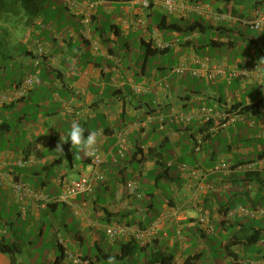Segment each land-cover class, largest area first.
<instances>
[{"label":"crops","instance_id":"0c3cea01","mask_svg":"<svg viewBox=\"0 0 264 264\" xmlns=\"http://www.w3.org/2000/svg\"><path fill=\"white\" fill-rule=\"evenodd\" d=\"M68 1L61 0L60 15L51 10L26 26L22 41L27 46L21 57L7 56L23 78L0 93H10L26 76H33L34 82L25 97L0 105V163L33 158L31 165L8 164L3 171L27 188L55 197L62 182L90 173L85 152L81 151V162L76 164L67 142V132L75 122L85 129V136L97 132L96 152L103 160L100 171L105 181L93 194L78 195L69 204L44 206L27 198L25 218L20 217L10 190L0 187V240L16 243L14 223L18 220L26 237L34 233L36 242H41L43 219L52 213L55 220L46 239L56 240L60 256L53 250L45 259L47 264H72L64 254L69 249L62 232L78 247L88 243L96 251L92 257L72 252L80 257L79 264H106L109 257H115L116 264H146L159 251L172 256L171 264H204L212 254L211 244L205 241L215 237L219 228L225 264H264V30L249 27L253 13L264 12V0H184L188 9L182 15L144 11L135 0H70L72 7ZM88 3L94 6L91 11ZM86 14H90L89 23H85ZM162 21L182 28L198 22L233 33L228 40L214 30L186 36L159 32ZM239 26L254 34L249 36ZM152 38L168 47L155 49ZM210 41L216 44L207 45ZM210 47L239 51L243 56L231 58L229 54L216 60L200 56ZM171 52L176 56L171 66L154 59ZM243 61L259 79L251 75L230 82L206 78L216 63L242 71ZM178 67L183 68L182 74L174 71ZM6 68L2 64L0 72ZM193 70L200 75L192 77ZM203 107L210 112L208 121L199 115ZM11 123L22 128L21 135L26 134L23 142L14 141L16 145H12ZM243 130L247 131L244 139ZM121 131L128 141L124 158L118 156L116 147L115 137ZM199 138L201 144L195 149ZM61 143L63 153L56 151ZM158 163L167 169L165 179L159 177ZM250 163L256 165L252 173H209L201 183L188 181L180 168L208 173L217 164ZM159 182L169 188L168 198L160 197ZM199 183L212 185L216 191H197ZM241 208L252 214L240 213ZM66 213L76 228L69 227ZM151 213L154 218L147 222ZM156 220L158 231L144 247L136 245L137 251L128 259L120 258V243L126 242L106 238L107 227L145 229ZM241 226L262 232L259 241L248 245L236 239L235 245L226 247ZM240 232V237L246 234ZM15 263L20 264L18 255ZM0 264H10L9 257L0 253Z\"/></svg>","mask_w":264,"mask_h":264},{"label":"built area","instance_id":"2783aa9c","mask_svg":"<svg viewBox=\"0 0 264 264\" xmlns=\"http://www.w3.org/2000/svg\"><path fill=\"white\" fill-rule=\"evenodd\" d=\"M68 1V0H67ZM135 2L140 6L144 11H149L152 9H157L168 15H182L187 11L188 7L185 4L184 0H135ZM67 4L72 7L70 0ZM93 4L88 3L87 9L91 11L93 9ZM90 14H86L85 23H89ZM143 23V22H141ZM249 27L253 30H264V12L257 10L253 13V18L249 23ZM154 34V33H153ZM153 45L155 49L164 50L168 47L167 44L162 42L155 41V38H152ZM155 41V43H154ZM41 50H38V53H41ZM246 61H243L244 70L239 71L236 66L228 68L225 64L216 63L210 68V72L206 75L208 80H215L216 78H224L227 82H230L234 79L248 78L251 76L259 79L260 75L251 74L250 66H247ZM38 64L36 61L35 65ZM174 71L178 74H182L183 68H175ZM200 72L198 70L191 71L192 77H198ZM33 76H26L10 93H0V105L11 103L17 101L26 96L29 90L33 86ZM209 111L206 108H201L199 115L202 116L203 120L208 121L210 118ZM230 122H233V118H229ZM226 122H228L226 120ZM222 126V124H221ZM116 147L117 154L120 158H124L128 150V141L124 131L118 132L116 134ZM201 139L199 138L195 149H198L201 144ZM85 162L89 167V175L81 176L76 180H67L62 182L61 192L55 197H47L37 193L34 190L27 188L24 184L15 181L10 173L4 172L3 167L11 164L13 166L24 168L25 166L31 165L34 163V159L31 157L25 159H18L14 161H2L0 163V187H6L10 190L12 197L18 205L19 215L22 218H25L27 213V206L25 200L27 198L33 199L34 201L40 202L42 205L48 204H69L70 200L78 195L89 196L93 194L95 188L105 181L104 174L100 171L103 164L102 157L99 153L96 152L95 156H88L85 153ZM227 164H217L211 171L202 172L196 168L188 169L185 166L181 167V171L187 174L188 181L198 180L202 182V178H205L209 173H230V172H245L252 173L255 170V164H241L237 165L235 168ZM197 185V191L208 190L216 191L212 185ZM132 185L128 184L127 188L131 189ZM240 213L245 215L252 214L251 212L245 210L244 208L240 209ZM160 222L158 220L154 221L150 226L145 229L138 228L136 226L129 225H113L107 227L106 229V238L110 242L120 241V242H130L133 241L140 247H144L147 244V241L158 231ZM207 233L212 234L213 230L211 227L207 228ZM65 257L72 264L82 263L80 257L74 256L68 250L64 252Z\"/></svg>","mask_w":264,"mask_h":264},{"label":"rangeland","instance_id":"374dc122","mask_svg":"<svg viewBox=\"0 0 264 264\" xmlns=\"http://www.w3.org/2000/svg\"><path fill=\"white\" fill-rule=\"evenodd\" d=\"M207 4H209L213 8L216 7L215 3L209 2ZM51 10L53 11L55 15L57 16L60 15L59 13H62L61 0H49L48 7L42 12V17H45L47 13L51 12ZM27 18H28L27 16L24 18L23 16H21L17 18L12 17L11 19H7V20L6 19L0 20V39H3L4 42L6 43V45L3 47V50L0 53V66L4 64V66L7 67L5 72H0V90H4L5 88L10 87L16 80L23 78L20 72V68L17 65L9 62V60L7 59V56L8 54H12L14 56L21 57L20 55L25 51V48L27 46L26 44L27 41L24 40L23 42L22 40L24 39L23 36L26 30L24 23L27 21ZM45 23H47V20L45 21ZM239 27L244 32H246L249 36L254 34L253 32L249 31L248 29H245L242 26H239ZM138 47L140 46H136L137 50H138ZM199 54L202 57H208L214 60L219 59V58L221 59L223 55L226 57L229 54L231 55V58H235V57L241 58V56H243L241 53H239V51L230 52L226 48L215 49L211 47L205 49ZM154 59L157 62H162V61H164L165 63L167 62V64L171 66L172 60L176 61V56L171 52L167 56H163V57L158 56V57H155ZM11 129H12L11 137L13 138V141H12L13 144L12 143L11 144L16 145L14 141L23 142L26 134L24 133L23 135H21L22 128L17 123H11ZM233 135H236V134H233ZM241 136H242V139L246 138L247 131L246 132L244 131L241 134ZM235 140L236 138H234V141ZM73 152L75 156L74 162L76 164H79L81 162V158L79 157L81 155V150H79L76 147H73ZM133 166L135 168L137 167L136 165H133ZM174 172H175L174 170L171 171L172 175H174L173 174ZM129 178H130L129 176L125 177L126 180H128ZM118 180L120 181V178H118ZM141 181L142 180L140 179V182ZM159 188H161V191H162V195L160 197L168 198L170 195L169 188H166L163 182H159ZM155 206L156 208L158 207L157 204H155ZM151 214L152 215L149 216V218L147 219V222L154 218V213H151ZM65 217L67 218L69 227L76 228L75 222L72 220V217L70 216V214L66 213ZM54 218L55 217L52 215V213L48 214L47 217H44L43 222L45 225L43 227L45 229V234L41 238V242L40 241L36 242V239H34V233H31L28 237H26V235H24L25 233H24L22 223H20V221L16 220V217H14V219L17 221L16 223H14L15 224L14 230L16 232V239H17V240H14V242L21 244V247H22V253L18 255L20 264H47L46 257L53 250L56 256H60V250H58V248L55 246L56 240L53 239L52 241H47L46 239L48 231H49V227L53 223V220H55ZM216 234L217 235H215V237H212L205 241L207 246L211 244L212 254H211L210 259L205 261L204 264H225L224 255L221 251V241L224 238V236L222 235L223 233L219 228L216 229ZM62 235L66 241V245L70 253L80 252L81 254H84V255L89 254L91 257L93 256V254L96 253L95 250L90 248V244L84 243L83 247H78L79 244H75V241L72 238H70L69 235H67L64 232H62ZM28 242H33V244L29 245ZM75 245H77L78 247L77 249H75L74 247ZM100 245L103 248H106V245L104 244V240L100 241ZM143 262L144 261H142L141 263Z\"/></svg>","mask_w":264,"mask_h":264},{"label":"trees","instance_id":"16d2710c","mask_svg":"<svg viewBox=\"0 0 264 264\" xmlns=\"http://www.w3.org/2000/svg\"><path fill=\"white\" fill-rule=\"evenodd\" d=\"M48 5H49V0H0V20H3V19L7 20V19H11L12 17L17 18L21 16H23L24 18L27 16L28 17L27 21L24 23L26 27L29 23L32 22V20L40 17L42 15V12L48 7ZM157 30L159 32L167 31V32L181 33V34H184L185 36L190 35L195 31L198 32L199 34H203L207 30L209 31L214 30L218 34H222L228 40H230L231 34L233 33L228 28H224V27L214 28L213 26H203L198 22H193L192 24L186 26L185 28H182L177 23H169V22L167 23V22L162 21L161 24L157 26ZM215 44H216V41H210L207 45H215ZM5 45L6 43L4 42V40L0 39V53L3 50V47ZM217 45L220 46L222 45V43L219 42L217 43ZM228 45H233V43L229 42ZM41 139L42 138H38L37 142H40ZM43 142L44 144H46L45 141ZM157 165L159 169H162L159 172V177L165 179L167 176V173H166L167 169H163L164 165L162 163H158ZM237 165H241V164L231 165L232 166L231 168H235ZM246 178H248V176ZM246 178L244 179V181L248 180ZM258 201H260V198ZM243 230L246 231V234L244 232V234L241 235L240 237L239 236L241 234L240 231L243 232ZM240 231L233 234V236L231 237V240L228 241L226 247L235 245L234 242L236 241V239L237 240L243 239L244 241H246V244L254 245L259 241V238L262 233L260 231L254 230L253 228L248 229L245 227V229H243V226H241ZM136 245L137 244L134 243L133 241L126 242V243H120V258L122 260L130 258L138 249ZM21 251H22V247L19 243H8L7 244L4 242L3 239L0 240V253L9 257L10 264H16L15 263L16 257L17 255L21 253ZM171 262H172L171 255H168L162 251L161 252L159 251L153 254L150 261L146 264H155V263L171 264ZM186 262H189V261H186ZM185 264H188V263H185Z\"/></svg>","mask_w":264,"mask_h":264},{"label":"clouds","instance_id":"9594fccd","mask_svg":"<svg viewBox=\"0 0 264 264\" xmlns=\"http://www.w3.org/2000/svg\"><path fill=\"white\" fill-rule=\"evenodd\" d=\"M85 129L79 123H72L67 132V142H70L71 148L76 147L85 152L88 156L96 155L97 132L89 131L85 136ZM57 152L63 153V144L57 145ZM106 264H116L115 257H109Z\"/></svg>","mask_w":264,"mask_h":264}]
</instances>
